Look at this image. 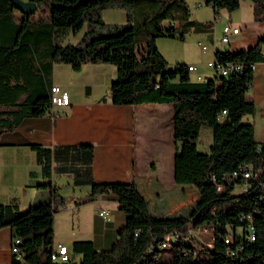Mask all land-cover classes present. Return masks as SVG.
Listing matches in <instances>:
<instances>
[{
  "label": "trees",
  "instance_id": "trees-1",
  "mask_svg": "<svg viewBox=\"0 0 264 264\" xmlns=\"http://www.w3.org/2000/svg\"><path fill=\"white\" fill-rule=\"evenodd\" d=\"M34 1L35 11L26 16L13 0H0V106L12 107L0 109V136L13 131L24 117L50 109L54 63H69L75 71L84 63H111L117 67L118 79L111 90L131 83L130 94L119 102L172 105L173 179L195 185L204 203L187 222H157L134 182L94 180L93 144L31 142L44 177L51 178L54 171L71 173L75 184L90 185L78 203L103 193L113 195L126 221L109 248L98 249L89 239L76 240L71 259L60 262L52 258L54 216L67 198L58 186L53 187L50 204L41 210L21 212L16 202H0V226L11 222L13 236L20 238L23 258H12V264H264V143L256 141L253 124L244 120L254 111L247 90L255 63L264 61V36L235 52L215 49L217 62L240 64L239 69L193 80L188 64L169 68L155 44L161 36L184 39L189 31L211 30L213 21L191 19L188 0ZM203 1L212 5L216 16L220 9L232 11L241 2ZM252 1L254 19L264 21V0ZM108 7L126 8V21L105 22L101 13ZM82 22L86 29L77 43H56ZM204 125L212 130L207 152L197 146ZM246 166L251 169L248 178L243 174ZM236 185L242 190L236 192ZM211 187L217 189L214 194ZM136 202L143 207L142 221L136 218ZM202 225L211 228V241L188 231Z\"/></svg>",
  "mask_w": 264,
  "mask_h": 264
},
{
  "label": "crops",
  "instance_id": "crops-1",
  "mask_svg": "<svg viewBox=\"0 0 264 264\" xmlns=\"http://www.w3.org/2000/svg\"><path fill=\"white\" fill-rule=\"evenodd\" d=\"M191 1L196 6H202L203 0ZM243 3L246 8L239 14L228 12L227 22L240 29L237 33H232L229 42L225 44L218 43L214 27L217 17H222L223 8L217 16L214 14L213 26L204 34L213 43L217 42L215 49L235 52L254 45L264 36V21L254 19L255 3L241 0L237 9L243 7ZM39 16L40 12L37 11L35 17ZM16 17L20 18L19 12H16ZM79 27L83 28L84 25L80 24ZM64 65L70 67L68 64L54 63L53 83L61 85L70 93V104L55 106L39 116L24 117L13 131L4 132L0 136V202H16L21 212L41 210L50 204L53 187L57 185L59 192L66 196L67 202L54 216V246L65 244L71 252L74 241L89 239L98 249L109 248L115 241L119 228L126 221V214L120 209L117 199L109 193H103L92 201L78 203L76 200L88 193L90 185L75 184L71 173H62V177L54 171L51 178L44 177L36 151L29 145L31 142L44 146L91 143L94 145L93 178L96 182H134L145 197L148 212L155 221L187 222L198 211L196 207L193 209L192 197L188 198L187 193L197 194V191L192 184L174 182L173 163L165 170V166L158 163L159 158L155 155L151 157V161L144 163L140 173L136 167L137 138L145 140L149 136L150 140L165 139L163 129L158 131L153 128L152 122L156 116H166L162 117V122L167 123L166 134L168 137L171 134L174 140L172 105L119 102V99L130 94L131 83H124L112 91L111 87L118 84V79L117 67L111 63H84L79 71L71 66L72 70H69L67 78L56 77V68ZM205 65L207 63L199 68L195 65L196 68L190 71L193 80H205L216 75L214 69L212 71L205 68ZM107 74L111 75L110 80L105 79ZM197 74L202 75L203 79H197ZM247 94L254 101V111L246 114L244 120L253 124L254 137L262 144L264 61L255 63L254 77ZM103 97L105 100H102ZM174 144L172 160L176 149V143ZM104 210L109 212V218L100 214ZM135 210L137 220L142 221L143 207L140 202H136ZM197 228L200 226L195 227ZM61 229L65 232H60ZM12 237V223L2 224L0 264H12ZM76 257L80 259L81 256L78 254Z\"/></svg>",
  "mask_w": 264,
  "mask_h": 264
},
{
  "label": "rangeland",
  "instance_id": "rangeland-1",
  "mask_svg": "<svg viewBox=\"0 0 264 264\" xmlns=\"http://www.w3.org/2000/svg\"><path fill=\"white\" fill-rule=\"evenodd\" d=\"M252 2V0H250ZM189 6L191 8V19L197 20L196 18L201 19V21H214V11L211 5L206 4L204 1H202V6H196L194 2L189 0L188 2ZM245 3L242 4L243 7L240 9H235L232 10L235 12V14H239L242 10H245L246 8ZM222 12V17L221 19L217 17V22L215 27V35L217 36V41L218 43L221 42V44H225L226 42H223L220 40V37L222 35V28L225 23H228L227 21V16L229 11L225 8H223ZM102 19L105 22L111 23V22H117V23H123L126 21V8H121V7H108L104 8L101 13ZM196 17V18H195ZM220 20V21H219ZM214 23V22H213ZM84 25L83 28L77 27V29H70L68 30L64 36H62L60 39L58 38L56 43L60 44H67V43H77L80 38L82 37L85 29H86V24L85 22H82ZM206 32V31H205ZM203 33V34H202ZM199 41L202 43H206L209 45L208 50H203L201 48V45L199 44ZM155 44L158 48V50L167 58L168 60V67L172 68L176 66L177 64L180 63H194L198 68L203 66V64L207 63L208 60H213V42L210 39H207L205 37L204 31L203 32H196V31H189L185 34L184 39H180L177 37H169V36H161L156 38ZM220 47V44H219ZM222 47V45H221ZM63 64H68L70 69L68 67H65L67 65H64L63 67H57L56 68V77L59 78H67L69 76V70L71 69V65L69 63H63ZM114 66V64H111ZM115 67V66H114ZM205 68L208 67L210 70L213 71V67H209L208 65L204 66ZM106 80L111 79V75L107 74L104 76ZM151 105L157 104V103H149ZM171 105V104H170ZM12 107H6V106H0V109H11ZM166 117L165 115L163 116H156L155 119H153L152 125L153 128H156V130L161 131L162 129L165 131L164 132V137L165 138L163 141L159 140H150L149 136L144 140V139H138L136 141V167L137 171L140 173V171L144 167V163L146 161H151L152 156H157L159 159H157L158 163L162 164L165 166V170L172 165V148L175 146V141L172 139L171 134L169 137L166 134V122L164 121V118ZM212 143V130L210 126L204 125L201 130L200 134L197 140V146L198 150L201 152H207L209 151L210 144ZM153 161V160H152ZM160 172V170H158ZM63 176L62 173H60ZM159 177V176H158ZM194 190L197 191V194L193 193H187L188 198L192 197V206L193 209L200 208L202 204L204 203V199L202 196L199 194L197 188L195 185H193ZM64 189L66 187L64 186ZM90 190V188H89ZM88 190V192H89ZM242 188L239 185H236L235 191L239 192L241 191ZM217 191L215 187H211V193L214 194ZM187 206V208H189ZM189 232H192L196 237L201 238L204 241H211V234L212 230L210 227H200V228H193L190 226ZM62 233L65 231L61 229ZM166 250H163L162 252V258H164L168 253Z\"/></svg>",
  "mask_w": 264,
  "mask_h": 264
},
{
  "label": "built area",
  "instance_id": "built-area-1",
  "mask_svg": "<svg viewBox=\"0 0 264 264\" xmlns=\"http://www.w3.org/2000/svg\"><path fill=\"white\" fill-rule=\"evenodd\" d=\"M239 27L233 26L230 23H225L222 28V35L220 37V40L223 42H229L230 36L232 33H237L239 31ZM199 44L201 45V48L203 50H208L209 45L206 43H202L199 41ZM217 45V42L213 43V48L215 49ZM207 65L209 67H213L215 70V73H221V74H228L231 70L239 69L241 67L240 64H222L217 62L215 59L209 60L207 62ZM196 68L195 65L188 64V70H194ZM197 79H203V76L200 74H197ZM71 102V96L70 93L62 88L59 84H53L51 89V107L54 108L55 106L59 105H68ZM226 111L224 110L223 113ZM244 177L248 178L251 175V169L250 167L244 168ZM247 184H244L243 187H246ZM100 214L105 216L106 218H109V212L108 211H100ZM200 227H205V225H202ZM207 227V226H206ZM208 228V227H207ZM192 233V232H191ZM193 234V233H192ZM194 235V234H193ZM254 237V236H253ZM226 241H229V237H226ZM20 242V238L18 236H13L11 245H10V252L12 254V258H15L17 260H22L23 254L20 253L18 244ZM52 258L56 261L60 262H67L71 259V252L67 245L65 244H58L54 251L52 252Z\"/></svg>",
  "mask_w": 264,
  "mask_h": 264
},
{
  "label": "water",
  "instance_id": "water-1",
  "mask_svg": "<svg viewBox=\"0 0 264 264\" xmlns=\"http://www.w3.org/2000/svg\"><path fill=\"white\" fill-rule=\"evenodd\" d=\"M15 7L24 13L26 16L30 15L36 9V3L34 0H13ZM150 44L153 47L154 39H150Z\"/></svg>",
  "mask_w": 264,
  "mask_h": 264
}]
</instances>
